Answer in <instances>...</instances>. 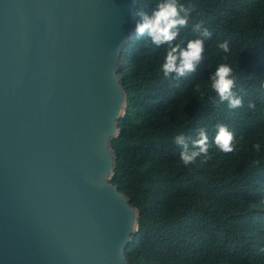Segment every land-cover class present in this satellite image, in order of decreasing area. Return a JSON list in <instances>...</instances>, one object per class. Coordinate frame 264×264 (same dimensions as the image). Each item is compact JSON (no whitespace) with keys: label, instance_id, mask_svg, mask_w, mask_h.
<instances>
[{"label":"water","instance_id":"obj_1","mask_svg":"<svg viewBox=\"0 0 264 264\" xmlns=\"http://www.w3.org/2000/svg\"><path fill=\"white\" fill-rule=\"evenodd\" d=\"M141 0H0V264H130L114 185Z\"/></svg>","mask_w":264,"mask_h":264},{"label":"trees","instance_id":"obj_2","mask_svg":"<svg viewBox=\"0 0 264 264\" xmlns=\"http://www.w3.org/2000/svg\"><path fill=\"white\" fill-rule=\"evenodd\" d=\"M159 0H141L152 10ZM191 9L189 26L175 43L211 30L196 71L169 79L159 71L167 45L147 36L123 49L121 76L127 93L111 179L140 213L130 264H264V0H180ZM137 19L139 17L137 16ZM228 42L229 52L218 47ZM227 63L242 106L213 102L209 77ZM234 133V151L213 143L216 125ZM203 129L208 158L188 166L175 137L191 142Z\"/></svg>","mask_w":264,"mask_h":264},{"label":"clouds","instance_id":"obj_3","mask_svg":"<svg viewBox=\"0 0 264 264\" xmlns=\"http://www.w3.org/2000/svg\"><path fill=\"white\" fill-rule=\"evenodd\" d=\"M190 12L191 9L180 0H159L154 9L141 8L137 13L139 19L134 29L136 36H147L156 47L167 45L159 67L160 73L166 78L178 80L195 72L203 59L205 40L212 36L211 30L196 24L193 26V31L199 33V38L188 40L186 45L175 43L181 30L189 26ZM218 47L225 53L229 52L227 41L219 44ZM208 83L216 93L214 103H226L230 109L242 106V97L237 96L233 91L236 78L229 64L219 63L209 77ZM233 141L234 133L226 125L217 124L213 139L217 149L222 153H231L234 151ZM175 143L181 148L180 160L185 166L193 164L200 156L208 158L209 138L203 129L190 143L183 135L176 136Z\"/></svg>","mask_w":264,"mask_h":264}]
</instances>
